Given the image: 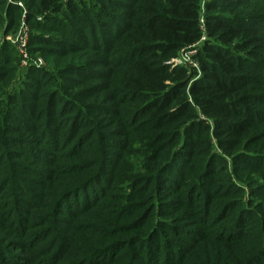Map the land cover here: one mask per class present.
<instances>
[{"label": "trees", "instance_id": "1", "mask_svg": "<svg viewBox=\"0 0 264 264\" xmlns=\"http://www.w3.org/2000/svg\"><path fill=\"white\" fill-rule=\"evenodd\" d=\"M24 19L62 67L23 71L5 42L0 156L43 120L62 178L24 188L12 170L0 194L38 210L49 263L264 264V0H0V33ZM191 48L197 66L174 62Z\"/></svg>", "mask_w": 264, "mask_h": 264}, {"label": "rangeland", "instance_id": "2", "mask_svg": "<svg viewBox=\"0 0 264 264\" xmlns=\"http://www.w3.org/2000/svg\"><path fill=\"white\" fill-rule=\"evenodd\" d=\"M204 1H208V0H204ZM25 32L29 33L28 50H29L30 60H28L27 62H24V59L20 55V52L18 51L15 45L17 38L20 37L21 35H24ZM38 33L43 34L40 31ZM48 33L49 34L47 35H50V36L57 35L58 37L64 38V35L60 32H48ZM33 34L34 32L31 29L30 23L25 21V19L22 20L21 23H17V25L13 28V30H11V32H8L7 34L0 33V51L2 50V47L5 44V42H9L10 45H12L13 47H16L17 49V50L15 49V51L14 49L13 51L12 50L11 51L13 52L14 55L16 54L19 56L21 70L26 71L27 69L31 67L38 66L40 69H43L46 71L57 72L53 68V65L50 63L51 61L49 60H52L53 64L59 68V67H62V66H59V61H60L59 57L48 56L49 58H45L40 52L36 50H34L36 52L33 53V50L31 49L32 47L34 48L35 47H49V48L51 47L48 44L46 45L36 44L35 42H33L32 40ZM195 53H196V49L194 48L183 50L180 53V59L184 63L189 62L190 59L193 60L192 57L195 55ZM41 59L43 60V62H42V65L39 66V64H41L40 63ZM43 90H45V88H43ZM42 123H43V120L37 123L36 124L37 128L35 127L33 128L34 131H26V129L22 126L19 128L20 133L22 134L25 133L26 138L29 135V139H28L29 143H32L31 141L32 139H38L36 142L32 143L38 153H36V150H34V148L33 149H26V148L23 149V147L28 144V141L25 142L24 145L17 144L14 146H7L5 151L2 152L0 156V160L3 163L0 169V182L2 181V179L10 177L11 171L15 170V171H18L17 173L19 177L23 178V180L25 181L23 184L24 188L30 185L33 187H43V186L47 187L48 186V187H53V189H55L56 187L60 185L62 177L61 178H58V177L62 175L58 176L57 173L53 174V168H50L49 166L45 165L41 161L40 152L48 149V147L45 144H40L39 139H42V138H38V134L40 133V131L43 130L41 126ZM75 151H76L75 147L72 148V153H75ZM23 152H25V154H23ZM53 152L55 153V156L57 157L61 155V149L59 151L56 149ZM62 153H64V151ZM31 154L32 155L34 154V156L32 157ZM12 161L14 162V164ZM22 161L24 162L25 165L22 164L23 166L21 167L16 165ZM35 170L38 171L39 173L37 172L38 174H35ZM44 175H47L48 178H44L45 177ZM54 177H57V180H55ZM14 186H15V182H14ZM7 187H8L7 188L8 191L12 190V184H8ZM8 193L9 192H4L0 194V219H2L3 213L8 214V216L10 215L18 216L19 218L16 219L17 220L16 224H13L11 228L6 227L4 223L5 221L0 222V245L2 244L5 248V249H2L3 251H0V253L7 255L8 257L7 260H10V262L8 263L4 261L2 263V261H0V264H32V263L35 264L41 261H43L41 264H50L49 259L52 253H50L49 255V252H45V251H50L49 244H48L50 238H46L47 232L45 231L49 227L47 228L46 226H39L40 225L39 222L36 226L34 225L33 227H31L27 213L29 212L35 213L38 210L34 208H30V206H27V205L23 206L18 201L15 202L11 198V196H9ZM81 197H82V194H76L75 196L72 197V199L68 200L64 205L66 204L71 205L74 199H79ZM31 201L33 202L35 201L36 203H39L37 200H31ZM176 208L177 210L182 209L179 206H176ZM70 209L75 211L73 207H70ZM61 217H63V219L68 220L72 224H75V220L78 219V218H73V217L71 218V217H65V216H61ZM57 219H60V218L55 217V223L53 225L55 226L57 230L72 228V225L67 224V223L64 224V223L58 222ZM25 231H27V236L25 238H22L21 235ZM162 234H166V231H163ZM21 243H24V244H21ZM18 245L24 246L23 248L24 250H20V249L16 250V247ZM44 246H46V249H44L40 254H37L36 253L37 250L39 248L41 249ZM230 250L232 249L228 248L227 245H223V251L229 252ZM173 251H176V249H174ZM17 255H19V257L22 256L23 258H27V260L26 261L25 259L20 260L17 257ZM195 261L197 260L195 259ZM58 264H63V262H60Z\"/></svg>", "mask_w": 264, "mask_h": 264}, {"label": "built area", "instance_id": "3", "mask_svg": "<svg viewBox=\"0 0 264 264\" xmlns=\"http://www.w3.org/2000/svg\"><path fill=\"white\" fill-rule=\"evenodd\" d=\"M20 5H22V4L20 3ZM28 39H29V33L25 32V34L18 37L16 42H15V45H16L18 51L20 52V55L24 59V62H27L28 60H30L29 50H28ZM42 62H43V60L41 59L40 60L41 64H39V66L42 65ZM174 62L176 64H179V65L193 64V65L197 66V62L192 60V59H190L189 62L184 63L183 61H181V59L179 57V58L175 59Z\"/></svg>", "mask_w": 264, "mask_h": 264}]
</instances>
